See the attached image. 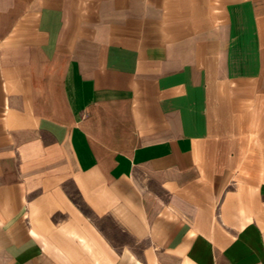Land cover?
<instances>
[{"label": "crops", "instance_id": "crops-1", "mask_svg": "<svg viewBox=\"0 0 264 264\" xmlns=\"http://www.w3.org/2000/svg\"><path fill=\"white\" fill-rule=\"evenodd\" d=\"M0 264H264V0H0Z\"/></svg>", "mask_w": 264, "mask_h": 264}]
</instances>
